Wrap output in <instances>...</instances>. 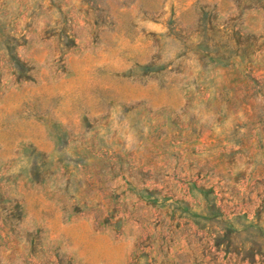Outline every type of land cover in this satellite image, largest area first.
<instances>
[{
  "label": "rangeland",
  "instance_id": "rangeland-1",
  "mask_svg": "<svg viewBox=\"0 0 264 264\" xmlns=\"http://www.w3.org/2000/svg\"><path fill=\"white\" fill-rule=\"evenodd\" d=\"M0 264H264V0H0Z\"/></svg>",
  "mask_w": 264,
  "mask_h": 264
}]
</instances>
